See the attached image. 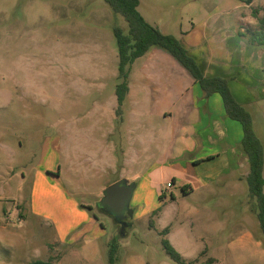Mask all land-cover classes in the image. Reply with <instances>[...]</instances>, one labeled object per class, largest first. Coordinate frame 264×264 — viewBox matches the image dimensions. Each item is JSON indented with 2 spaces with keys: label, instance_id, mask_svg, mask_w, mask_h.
<instances>
[{
  "label": "rangeland",
  "instance_id": "obj_1",
  "mask_svg": "<svg viewBox=\"0 0 264 264\" xmlns=\"http://www.w3.org/2000/svg\"><path fill=\"white\" fill-rule=\"evenodd\" d=\"M224 1L140 0L139 12L179 34L190 31L192 22L202 23ZM257 3L246 12H262L264 0ZM114 27L128 30L124 17L104 0H0V229L15 237L21 232L16 225H25L21 248L0 245V264H111L114 240L113 264H179L164 240L183 264H264V234L246 180L206 202L202 196L180 198L148 215L145 209L153 207L145 208L133 195L131 226L124 235L104 213L100 190L121 174L80 168V116L113 109L121 83ZM248 110L264 145V107ZM85 125L92 126V119ZM50 147L62 153L59 182L91 207V224L63 244L52 224L33 216L29 205L36 171L45 168ZM34 249L40 250L38 258Z\"/></svg>",
  "mask_w": 264,
  "mask_h": 264
},
{
  "label": "crops",
  "instance_id": "obj_2",
  "mask_svg": "<svg viewBox=\"0 0 264 264\" xmlns=\"http://www.w3.org/2000/svg\"><path fill=\"white\" fill-rule=\"evenodd\" d=\"M258 1H224L202 23L192 22L190 31L179 34L165 30L162 21L146 19L178 38L206 78L227 79L235 100L251 116L250 107H264V7L262 12H246L259 6ZM128 87L121 111L116 110V94L113 109L80 116V168L103 167L104 174L118 169L117 181L134 185L133 200L153 207L144 215L180 198L202 196L206 202L246 180L250 167L241 146V124L227 116L222 97L208 96L171 53L153 48L137 59ZM90 118L92 126H86ZM54 149L50 147L45 168L36 171L29 205L33 216L52 224L63 244L92 218L85 209L89 206L76 201L59 182L62 153Z\"/></svg>",
  "mask_w": 264,
  "mask_h": 264
},
{
  "label": "trees",
  "instance_id": "obj_3",
  "mask_svg": "<svg viewBox=\"0 0 264 264\" xmlns=\"http://www.w3.org/2000/svg\"><path fill=\"white\" fill-rule=\"evenodd\" d=\"M111 9L122 15L127 22L128 30L125 32L120 27H114V34L118 44L119 55V79L121 83L117 86L116 94L119 106H122L127 93L129 71L132 64L139 58L145 56L151 49L160 48L171 53L185 67L195 82L209 96L219 94L222 97L227 116L241 124L243 139L242 150L246 154L250 173L246 178L249 188V198L255 204V211L264 234V146L257 136L251 114L240 105L234 98L228 80L221 77L206 78L201 66L189 51L173 35H166L150 24L139 12L140 0H104ZM91 210V207H85ZM163 244L168 255L177 263L184 261L176 250L164 240ZM118 245L115 240L109 253V261L113 264ZM31 264H48L37 260Z\"/></svg>",
  "mask_w": 264,
  "mask_h": 264
},
{
  "label": "water",
  "instance_id": "obj_4",
  "mask_svg": "<svg viewBox=\"0 0 264 264\" xmlns=\"http://www.w3.org/2000/svg\"><path fill=\"white\" fill-rule=\"evenodd\" d=\"M133 192L134 185L132 183L128 180H120L105 189L100 206L115 217H123L127 212L128 217L131 218L133 211L129 206ZM122 230H125V227Z\"/></svg>",
  "mask_w": 264,
  "mask_h": 264
},
{
  "label": "clouds",
  "instance_id": "obj_5",
  "mask_svg": "<svg viewBox=\"0 0 264 264\" xmlns=\"http://www.w3.org/2000/svg\"><path fill=\"white\" fill-rule=\"evenodd\" d=\"M250 23L255 24L256 23L255 19L250 20ZM16 228L18 230H21V232H20V234H18L15 237L6 234L3 229H0V245L6 247L8 249H11V250L19 249L24 245L25 236H24L23 231H22L25 229L24 222H19L16 225ZM33 254L36 258H38L40 255V250L34 249Z\"/></svg>",
  "mask_w": 264,
  "mask_h": 264
},
{
  "label": "flooded vegetation",
  "instance_id": "obj_6",
  "mask_svg": "<svg viewBox=\"0 0 264 264\" xmlns=\"http://www.w3.org/2000/svg\"><path fill=\"white\" fill-rule=\"evenodd\" d=\"M130 209H131V207H130ZM103 211L109 217L114 219V221L120 226L121 232L124 235L125 230H122V228L125 227V229H127L131 226L130 218L128 217L129 214L127 212H125L123 217H121V216L115 217V216L109 214V212H107L105 208H103Z\"/></svg>",
  "mask_w": 264,
  "mask_h": 264
},
{
  "label": "built area",
  "instance_id": "obj_7",
  "mask_svg": "<svg viewBox=\"0 0 264 264\" xmlns=\"http://www.w3.org/2000/svg\"><path fill=\"white\" fill-rule=\"evenodd\" d=\"M168 187L170 188L171 187V184H169Z\"/></svg>",
  "mask_w": 264,
  "mask_h": 264
}]
</instances>
